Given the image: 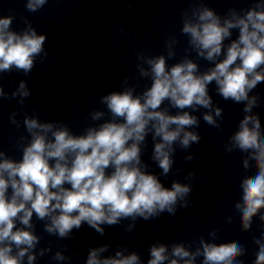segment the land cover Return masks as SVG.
Instances as JSON below:
<instances>
[{"label":"clouds","instance_id":"9594fccd","mask_svg":"<svg viewBox=\"0 0 264 264\" xmlns=\"http://www.w3.org/2000/svg\"><path fill=\"white\" fill-rule=\"evenodd\" d=\"M45 3L46 0H27L25 8L36 12ZM257 8L261 10L253 8L243 17L233 12V18L224 20L223 24L208 7L194 12L196 22L185 20L182 32L189 35V44L198 56L214 61L221 55L225 39L231 37V29H239L238 38L227 47L223 60L202 75H197V64L187 58L171 68L164 56L148 60L152 84L142 96L125 90L103 97L102 102L112 116L121 118L122 122H105L98 128H88L86 135L74 136L66 127L52 131V124H41L26 117L24 124L32 140L23 149L22 160L0 161V264H21L28 250L38 242L32 231L16 228L17 219L26 228H32L33 213L40 220L50 218L46 231L58 233L61 238L74 227L79 229L82 222L102 234L100 224L114 225L120 218L140 216L147 220L164 211L175 214L178 198L183 199L190 188L176 182L171 189L165 188L157 176L142 171L140 145L151 127L153 139L159 138L153 160L166 175L173 163L174 142L179 140L184 148L189 147L190 142H199L197 134L185 131L198 125V121L188 112L170 115L167 110L158 109L166 100L178 109L194 105L210 108L207 86L212 81L225 100L247 101L244 112H251L256 98L249 99L248 94L258 83L264 82V70H261L264 66V4H258ZM14 19L13 15L0 17V72L15 68L27 74L33 68L34 58L43 51L46 37L37 35L26 18L28 27L23 33L10 30ZM171 55L169 53V57ZM141 74L148 75V72ZM19 91L22 96L29 95L24 83L20 84ZM0 95H3L2 88ZM101 115L96 113L93 119ZM215 115H221L219 108ZM204 120L218 127L212 115L205 114ZM260 128L256 116L246 115L239 131L231 137L234 147L250 152L249 159L255 161L258 169L254 176L242 181L243 203L236 204L246 230L251 226L252 217L264 208V137ZM36 129L41 131H34ZM50 131L52 139L46 135ZM244 167H248L247 159ZM109 168L112 171L106 174ZM260 219L264 221V215ZM254 243L259 246L254 264H264V243L260 239H254ZM13 245L18 250L15 255ZM201 246L190 252L182 244L173 245L171 256L174 258L169 259L167 246L153 245L148 264H164L166 260L168 264H179L180 260L193 264L200 255L202 264H243L236 261L245 254L244 246L237 241L215 244L201 240ZM103 251L104 247L91 250L87 264H140L136 253L125 257L117 252L119 258L100 259L98 254ZM57 258L63 259L59 254ZM33 259L28 256L29 264Z\"/></svg>","mask_w":264,"mask_h":264}]
</instances>
